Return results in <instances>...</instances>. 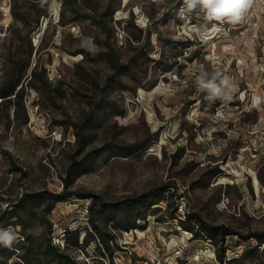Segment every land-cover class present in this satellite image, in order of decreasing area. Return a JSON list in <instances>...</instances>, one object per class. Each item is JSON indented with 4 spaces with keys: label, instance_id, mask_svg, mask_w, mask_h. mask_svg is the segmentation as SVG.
I'll use <instances>...</instances> for the list:
<instances>
[{
    "label": "rangeland",
    "instance_id": "374dc122",
    "mask_svg": "<svg viewBox=\"0 0 264 264\" xmlns=\"http://www.w3.org/2000/svg\"><path fill=\"white\" fill-rule=\"evenodd\" d=\"M44 2L0 0V228L21 236L8 224L23 194L67 191L48 216L30 208V233L48 217L53 243L85 264H264V2L235 23L180 17L183 0H52L42 16ZM202 73L228 77L231 98L209 101ZM95 150L66 189L72 160ZM165 185L138 229L103 221L111 259L89 205Z\"/></svg>",
    "mask_w": 264,
    "mask_h": 264
},
{
    "label": "trees",
    "instance_id": "16d2710c",
    "mask_svg": "<svg viewBox=\"0 0 264 264\" xmlns=\"http://www.w3.org/2000/svg\"><path fill=\"white\" fill-rule=\"evenodd\" d=\"M52 0H45L40 14L42 16H47L48 7L51 5ZM17 18L24 20L25 17L23 14H17ZM3 95V94H0ZM11 94H7L9 96ZM92 115L87 118V122L90 121ZM137 145H132L130 149L133 153L137 150ZM102 150H95L88 153L85 157L80 160L76 158L72 160V163L68 169V179L65 180V187H68L73 183V178L77 177L83 171L89 167V163H92L101 155ZM172 187L170 185H165L162 188H155L149 190L141 195L127 198L124 201L111 203V204H96L92 202L88 207V212L90 214V230L92 233L99 237V244L105 252L113 259V252L110 248L111 236H107L103 221L106 223H112L114 229L129 232L134 229H138V221H145L147 219V212L151 209L152 206L157 204V201H161V196L164 195L168 189ZM67 191L61 192L59 194H46L44 192H37L33 194L25 193L22 198L18 200L17 203L12 205V209L9 212L10 218L14 219L11 224L19 226L22 230V234L17 240L13 243L12 250L9 252L8 260L4 264H9V261L12 257L18 253L17 257L20 259L21 264H85L80 262L67 254L64 250H61L59 246L53 243L51 233L53 231V225L51 220L47 217L43 222L45 225L44 232L34 235L30 233L33 228L32 222L39 218L34 217L31 213L33 207L45 205L46 215L48 216L50 212L55 207V204L58 202L65 201L67 198ZM84 198V197H83ZM30 208H32L30 210ZM190 221L193 219L189 215ZM194 219H199L195 215ZM104 222V223H105ZM181 224L187 229L193 231L191 228ZM203 229V228H202ZM221 227L211 228L210 232H207L208 235L213 239L216 233H219ZM207 231V230H205ZM197 236L198 233L194 232ZM224 234V233H222ZM111 238V239H110ZM259 243H264V236H256ZM89 243L87 240L86 244ZM74 246H78L77 241L73 243ZM0 246H4L0 244ZM222 261L223 258L220 257ZM12 264H19L18 262H13Z\"/></svg>",
    "mask_w": 264,
    "mask_h": 264
},
{
    "label": "clouds",
    "instance_id": "9594fccd",
    "mask_svg": "<svg viewBox=\"0 0 264 264\" xmlns=\"http://www.w3.org/2000/svg\"><path fill=\"white\" fill-rule=\"evenodd\" d=\"M251 4L252 0H183L178 15L183 17L198 10V14L203 15L207 21L235 23L243 18ZM84 45L89 50L94 47L88 38L85 39ZM195 86L199 91L207 92L209 101L217 98L230 99L235 87L228 77L218 79L217 74L208 73H202L197 78ZM256 102L259 103V99ZM16 240L17 235L11 228H0V244L11 247Z\"/></svg>",
    "mask_w": 264,
    "mask_h": 264
},
{
    "label": "bare ground",
    "instance_id": "6f19581e",
    "mask_svg": "<svg viewBox=\"0 0 264 264\" xmlns=\"http://www.w3.org/2000/svg\"><path fill=\"white\" fill-rule=\"evenodd\" d=\"M252 176H254V187H255V189H256V193H260V182H259V179H258V177L256 176V175H252Z\"/></svg>",
    "mask_w": 264,
    "mask_h": 264
},
{
    "label": "built area",
    "instance_id": "2783aa9c",
    "mask_svg": "<svg viewBox=\"0 0 264 264\" xmlns=\"http://www.w3.org/2000/svg\"><path fill=\"white\" fill-rule=\"evenodd\" d=\"M264 2V0H262Z\"/></svg>",
    "mask_w": 264,
    "mask_h": 264
}]
</instances>
